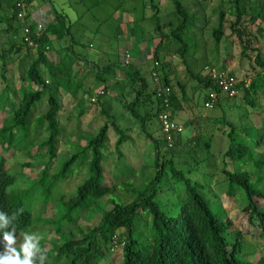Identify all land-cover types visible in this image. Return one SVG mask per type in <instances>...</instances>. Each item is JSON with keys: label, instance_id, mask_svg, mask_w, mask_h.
<instances>
[{"label": "rangeland", "instance_id": "rangeland-1", "mask_svg": "<svg viewBox=\"0 0 264 264\" xmlns=\"http://www.w3.org/2000/svg\"><path fill=\"white\" fill-rule=\"evenodd\" d=\"M15 1L2 0L0 8V93L6 84L11 89L16 87L19 84L20 73L37 57V50L34 48L26 50V47L21 46L15 50L17 43L21 41L22 29L17 34L7 29V17L13 3L15 8ZM38 1L49 6L51 5L49 2H52L71 20L69 36L63 40L51 39L48 43L50 50L47 51L52 61L58 62L63 59L69 69L63 85L56 91L61 108L58 112L60 134L56 140L55 157L51 160L45 153L44 146L38 152L40 145L36 141L28 146L29 155L25 148L14 153L13 147L3 144L0 146V155L4 156L9 172L14 174L16 179L8 189L10 196L28 207L31 212V225L23 232L38 233L42 236L40 245L50 254L47 264H65L69 257L55 255L56 248L63 241L73 235H82L89 227L96 225L102 212L113 203L129 202L152 186L156 148L154 141L147 137V133H151L154 138H161L162 143H166L158 114L155 116L156 106L145 100L136 107L140 114L146 115L145 131L140 126V119L133 117L126 106L140 87V80L134 73V68L146 77L147 92L154 90L151 70L156 60L159 62L155 67L160 81L163 83L161 75L166 74L170 80L171 93L173 92L175 96L173 104H170L172 117L183 125L182 135L191 132L190 135L193 137L184 146L181 143L177 145L174 151H166L163 143L160 145V153L167 159L171 158L186 177L202 187L201 192L213 212L223 206L220 215L223 219H230V229L233 227L239 229L241 225L245 257L248 260H256L263 256L264 238L260 235V228L256 223L241 219L240 203L244 195L239 191L229 199L220 167L221 154L228 144L223 130L229 128L227 124L222 123V119L231 121L237 127L264 123V88L260 87L254 94L257 107L245 103L242 90L236 85V94L220 92V106L206 108L204 98L209 92L192 76L207 75L204 69L206 65L227 71L236 77L237 83L243 79L249 83L250 79L256 76L259 70L254 60L256 52L264 57V22L258 19L251 23L249 17L261 0L240 2L245 9L242 27L246 28L249 37H256L251 39L246 50L248 56L241 54L242 46L238 37L232 34L229 28V22L235 17L234 12H228V9L233 7L231 0H179L189 15L187 33L182 34L188 44L183 55L178 53L181 42L171 35V29L181 20V17L173 12V0ZM32 7V4L27 5L24 20L16 17L12 24L20 25V28L24 22L45 24L48 18L43 11L49 14L50 19L52 18V13L47 11L48 8L41 9L42 15L38 13L40 8L32 10ZM28 10L32 12L27 21L25 14ZM220 10L226 14L225 27L224 35L216 43L212 29L219 23ZM158 20L159 29L156 28ZM259 25L263 27L261 34L256 31ZM9 48L12 49L10 52ZM3 53L5 59L1 58ZM127 54L129 64L125 63ZM87 59L99 67L110 62L120 63L121 67L112 69L110 73L105 74V81L99 82L97 79L99 71H96L92 63L85 61ZM5 60L8 72L6 78H3L1 69ZM45 80L48 84H53L49 76H45ZM178 81L185 85V100L181 88L176 83ZM77 84L80 87L74 93L72 90ZM8 96L12 97V91L8 92ZM43 100H46V96L36 102V105L40 104L34 112L36 116L45 110ZM98 102L110 107V114H103ZM0 103H6L4 98L0 99ZM82 108L91 112L87 111L80 115ZM160 109L158 103V113ZM10 118L9 105L0 107V127L5 123V119ZM105 122L110 127L103 151L102 166L104 176L115 184V190L95 199L90 206L78 211V219L72 223L74 214L71 218L66 215L67 207L61 203L60 196L73 195L77 186L88 177V160L78 158L70 162L67 168L68 176L64 180L56 179L54 176L63 168V163L81 149L87 143V139ZM115 124L127 137L121 145L120 156L115 148L117 134L112 128ZM31 126L34 127V124ZM43 129L39 132L40 141L47 136L45 128ZM209 134L213 136L212 146L206 148L203 142ZM17 136L20 137L18 134ZM177 137L179 135L176 134L175 139ZM24 162L30 163L31 167L22 168L21 164ZM156 189L155 200L163 210L175 215L179 204L185 198L184 182L172 175L169 167H166ZM229 203L232 205L228 207ZM262 206L264 207V203ZM150 227L151 214L145 211L134 218L132 235L146 237L150 234ZM122 230H118V233ZM21 240L19 234L18 244ZM2 250L3 248L0 251ZM121 257L122 246L117 245L104 264H121Z\"/></svg>", "mask_w": 264, "mask_h": 264}, {"label": "trees", "instance_id": "trees-1", "mask_svg": "<svg viewBox=\"0 0 264 264\" xmlns=\"http://www.w3.org/2000/svg\"><path fill=\"white\" fill-rule=\"evenodd\" d=\"M23 2L25 9L27 5L31 4V0H23ZM231 2L233 7L228 9V12H234L235 17L229 22V28L231 33L238 37L242 46L241 54L248 56L246 50L249 48L251 39L256 37H249L246 28L242 27L245 9L240 5L241 0H231ZM173 3V12L179 15L181 20L176 27L171 29V35L175 40L181 42L178 53L183 55L188 44L183 39L182 34L187 33L189 15L179 0H173ZM1 6L2 0H0V8ZM32 10H28L25 14L27 21ZM225 16V12L220 10L218 13L219 23L212 29V36L216 43L224 35ZM54 18L53 22L46 23L45 29L41 31L38 37L33 36L38 42L37 57L32 60L26 70L20 73L18 77L19 84L13 89L6 84L3 92L0 93V99L4 98V102H6L0 103V107L9 105L11 110V118L5 119V123L0 127V146L3 144V146L13 147L12 151L14 153L25 148L28 150L29 155L28 146L31 142L36 141L40 145L37 151H41L44 146L45 153L51 160L55 157L56 140L60 134L58 112L61 108V101L56 91L58 87L63 85L64 77L69 69L63 59L54 62L48 57L47 51L50 50L48 43L52 34L56 37L69 35L71 24L67 23L64 16L55 10ZM7 19V29L17 34L21 28L20 25L12 24L16 20L14 3L11 5V12ZM258 19L260 22H264V0H261L256 10L249 17L251 23L256 22ZM156 28H160L159 20ZM256 31L261 34L263 27L259 25ZM46 45H48V49H46ZM21 46L26 47V50L32 49V47L20 41L17 43L15 50L20 49ZM11 50L9 48L8 52ZM1 58L5 59L4 53ZM254 60L259 67L256 76L253 79L251 78L249 83L246 82V79L239 80L237 87L242 90L245 103L257 107L258 104L255 101L254 94L260 87L264 88V57L256 52ZM88 62H92L96 67V71H99L97 75L99 82L105 81V74L110 73L112 69L121 67L120 63L110 61L102 67H99L93 61ZM154 62L159 63L157 60ZM6 65L5 60L1 69L3 78H6L8 72L5 68ZM152 70H155V65ZM134 73L140 80V87L126 107L133 117L140 119V126L145 131L144 120L146 115L140 114L136 107L145 100L150 101L156 106V116L158 114L159 98L154 90L147 92L146 77L136 68H134ZM45 76H49L53 80L52 85L46 82ZM161 76L163 83L171 86L168 76L166 74ZM192 76L207 89V92L215 91L217 93L213 107H219L220 91L215 81L206 74H192ZM176 83L181 88L185 100V85L179 81ZM79 87L80 85L77 84L72 92L76 93ZM9 91H12V97L8 96ZM102 91L104 92V88ZM44 96H46V100H43V102L45 101V110L36 116L34 112L40 105H36V102L41 101ZM206 96L207 93L204 102ZM174 98L172 92L170 95L172 104ZM98 105L101 106L103 114H110V107H106L101 102H98ZM87 111L91 112L86 108H82L79 114L82 115ZM32 123L34 127L31 126ZM189 123L193 124L192 122ZM222 123L227 124L229 127L228 130H223L228 144L221 154L220 167L222 179L226 181V194L229 199H232L237 192L241 191L243 193L244 197L240 203L242 206L241 219L256 223L260 228V235L264 238V207L262 206L264 203V123L260 125H242L240 127L226 119H222ZM109 127L110 125L107 122L100 126L98 131L87 139V143L63 163V168L54 176L56 179L64 180L68 176L67 168L70 162L78 158L88 160V177L82 184L77 186L73 195L60 196L61 203L67 207L66 215L71 218L74 214L72 223L78 219V211L80 212L90 206L95 199L115 190V184L104 176L102 166L103 151L106 146ZM43 128H45L47 136L40 141L39 132L44 130ZM112 128L117 134L115 148L120 156L122 155L120 154L121 145L127 137L116 124ZM182 132L177 134L179 137L174 139L171 146L163 142L166 151H174L180 143L184 146L186 142L193 139L190 135L191 132L185 135H182ZM17 134L20 136L19 138ZM147 137L154 141L156 148L155 174L150 189L129 202L113 203L110 208L102 212L100 221L96 225L89 227L82 235H73L63 241L56 248L55 255L69 257L65 264H104L114 247L120 245L122 246L121 264H264V255L256 260H248L245 257L241 225L239 229H234V227L230 229V219H223L220 215L223 206L221 205L222 207H218L217 211L213 212L201 192L202 187L186 177L183 170L178 169L171 158L163 157L159 151L161 150L160 145L163 144L161 138H154L151 133H147ZM212 139L213 136L209 134L203 145L210 148ZM21 166L22 168H25L24 166L31 167L28 162L22 163ZM166 167H169L171 174L177 176L185 184V198L179 204L175 215L163 210L155 200L156 188L158 182L163 178ZM15 180L14 174L9 172L5 158L1 154L0 211L9 215L16 213L13 224L18 236L31 225L32 216L28 207L16 202L10 196L8 189ZM230 205L232 204L229 203L228 207ZM145 211L151 214L150 234L146 237H134L132 235L134 218ZM120 229L123 230L118 233ZM0 240H2V233H0ZM141 240L144 243L141 244ZM2 248L3 246L0 244V250ZM49 257L50 254L47 251V259ZM45 264H47V260Z\"/></svg>", "mask_w": 264, "mask_h": 264}, {"label": "built area", "instance_id": "built-area-1", "mask_svg": "<svg viewBox=\"0 0 264 264\" xmlns=\"http://www.w3.org/2000/svg\"><path fill=\"white\" fill-rule=\"evenodd\" d=\"M15 10L16 17L18 19L24 20V10L25 5L23 0L15 1ZM46 24L44 23H26L22 24V35L21 41L26 43L29 47L36 49L38 47V42L34 39V35L37 37L40 35L41 31L45 29ZM46 49H48V45H46ZM126 55V64H128V57ZM157 62H155V65ZM207 75L212 78L217 84L219 91L222 93H227L228 95H234L237 93L236 85L237 80L236 77L228 74L227 71L219 70L215 66L206 65L204 67ZM151 76L154 81L155 87L154 91L159 98V103L161 109L158 113V121L161 128V132L163 138L168 146H171L174 142L175 135L179 134L183 125L176 122V120L172 117V112L170 111V95H171V87L162 83L157 75V70H151ZM217 95L213 91H209L206 96L204 106L206 108H212L214 106L215 99Z\"/></svg>", "mask_w": 264, "mask_h": 264}, {"label": "clouds", "instance_id": "clouds-1", "mask_svg": "<svg viewBox=\"0 0 264 264\" xmlns=\"http://www.w3.org/2000/svg\"><path fill=\"white\" fill-rule=\"evenodd\" d=\"M16 213L11 215L0 211V264H45L47 249L42 248V236L38 233L21 232L22 240L18 244L17 230L13 224ZM10 229V230H9Z\"/></svg>", "mask_w": 264, "mask_h": 264}, {"label": "crops", "instance_id": "crops-1", "mask_svg": "<svg viewBox=\"0 0 264 264\" xmlns=\"http://www.w3.org/2000/svg\"><path fill=\"white\" fill-rule=\"evenodd\" d=\"M49 3H51L50 6L47 5V4H45V3H43V2L40 3L38 0H32V1H31V4L33 5V7H32L33 10H34V9L37 10V9L40 8V9L38 10V13H39V14H42V15H43V13H44V14L46 15V17L49 19V20L47 19V22H53V21H54V19H55V18H54V10H55V11H57L58 13H61V14L64 16V19H65V21H66L67 23H68V22L71 23V22H70L71 20L69 19V17H68L66 14H64L63 11L58 10L52 2H49ZM45 7L48 8V10L45 9ZM41 9H43V10L45 9V10L49 11L50 14L52 13V18L50 19V18H49V14H48L47 12H44L43 10H42V11H43V13H42ZM129 17H130V16H129ZM129 20H130V18H129ZM47 22H46V23H47ZM46 23H45V24H46ZM68 36H69V35H64L63 37H56L54 34H52V35H51V39L63 40L65 37H68ZM70 38H71V40L73 41V38H72V37H70ZM87 60H89V59H87ZM91 63H92V62H91ZM92 65H93V64H92Z\"/></svg>", "mask_w": 264, "mask_h": 264}]
</instances>
